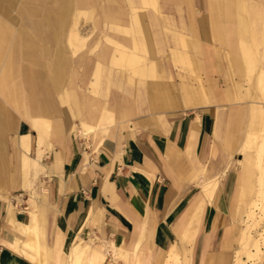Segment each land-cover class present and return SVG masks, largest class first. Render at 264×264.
Returning a JSON list of instances; mask_svg holds the SVG:
<instances>
[{
  "label": "crops",
  "instance_id": "obj_1",
  "mask_svg": "<svg viewBox=\"0 0 264 264\" xmlns=\"http://www.w3.org/2000/svg\"><path fill=\"white\" fill-rule=\"evenodd\" d=\"M61 1L69 28L84 12L96 29L75 57L67 43L82 40V31L72 40L62 36L70 66L57 46L63 11L54 22L43 16ZM221 8L235 13L236 36L250 46L237 63L246 54L254 60L252 51L264 57L262 0H235L232 8L226 0H0V74L12 60L10 83L0 86V264H158L172 247L179 259L183 252L180 264H230L236 194L229 200L226 193L235 182L227 152L247 110L196 103L186 96L198 89L180 73L190 60L188 76L212 82L227 45L222 20L219 35L212 33ZM6 26L23 29L26 38L42 26L41 51L27 39L23 56ZM47 53L55 64L49 71L39 57ZM198 60L213 67L199 70ZM18 64L25 65L22 86ZM36 119L47 122L42 132ZM24 153L33 158L27 171ZM36 179L43 193L33 207L25 189ZM210 184L212 197L203 189ZM229 236L231 248L224 249Z\"/></svg>",
  "mask_w": 264,
  "mask_h": 264
},
{
  "label": "rangeland",
  "instance_id": "obj_2",
  "mask_svg": "<svg viewBox=\"0 0 264 264\" xmlns=\"http://www.w3.org/2000/svg\"><path fill=\"white\" fill-rule=\"evenodd\" d=\"M262 1H264V0H262ZM234 4H235V0L233 1L232 6H234ZM80 5H81V2L75 1L76 7H78ZM58 6L60 7V9L50 10V11H48V15H43V14L42 15L47 16L48 19L51 18L50 20H53V22H54L58 16H61L59 14H61V11H63L65 26L62 29V32L60 34L61 35L60 41L57 43V46L60 49L59 57L62 56L65 66L66 65L70 66L69 60L65 56V52L62 49V45H61L62 36H64V34H65L66 35L65 37L72 40L74 38H77L76 29L79 28V30L82 31V33L80 35L82 40H80L79 42L73 41L72 43H67V47H68L69 52H71V50H73L74 54L72 56L75 57L77 54H80L81 52L85 51L86 45L91 40L92 36H94L96 29L94 31H93V29H91V27H90L91 15L89 13H84V12H80L78 14V16L76 17V25H75L76 29L74 27L69 28V26H68L69 22L67 20V10L65 7V3L63 1H61V2H59ZM220 10L223 11V13H219V14L216 13L217 15L212 18V22H213L212 23V33L216 34V35L218 34V32H219L218 28L220 27L219 24L222 20L224 22V24H223L224 33L222 34L223 35L222 39H223V42H225L227 45L226 46L224 45V50H223L224 58L219 59L217 61L218 62L217 63L218 64V66H217L218 71H220L221 74H219L217 71L215 73V75H212V82H210L211 86L209 88L211 89V91L213 92V94L215 96L214 99L212 98L214 102L213 103L211 102L209 104V102L205 101L206 103H204V101H203L204 104H202V105H207V106L208 105H217L218 102L224 101L223 103L228 108V111H231V112L236 111V113H237V111L240 112L242 110H248L249 105L253 104L252 100L258 101V102H259V100H260V102L264 101V98H263L261 92L259 91L260 86L258 85V83H256L257 82L256 79L258 77V66H259L258 60H260L259 58H261L262 53H261L260 57H257L256 56L257 53L255 51H252L251 56L254 59L252 66H247V68L242 70L241 67L237 65L238 55L242 54L243 50L249 49L250 46L247 43L242 42L241 38H238L236 36L235 13L229 12L230 9L226 10L224 8H221ZM12 14L18 19L21 18L16 11H13ZM38 20H40V17L37 18V20L35 22H37ZM48 21L49 20H47V23L50 24L51 21L50 22H48ZM6 27L9 30V36L7 39H9V40L13 39L14 42L15 41L18 42L19 47L21 46V51H22L23 56L26 57V54L24 51V47L22 45H23V42L26 41L27 39L34 47L37 48V50L40 49V51H41V35L44 32V28L42 26L36 27L34 29L31 27V31L33 33L32 34L33 36L31 38L25 37V34L23 33V31H24L23 29H19L18 32H16L13 29H11L10 27H8V26H6ZM221 27H222V24H221ZM235 49H237L236 52H235ZM39 57L42 59V60L40 59V61L44 62V66L47 65L46 68L48 69V71H49L48 67H50V69L55 67L54 66L55 64L52 63V57L50 56V54H48V53L43 54ZM41 62L36 63V64L43 65ZM191 62L192 61H190V60H185L181 64L180 73L182 74V79L187 80L188 82L190 81V83H192V84H195L194 86H189V87L193 90H195V89L197 90V88L199 89L202 84H204V85H207V84L202 79L201 75L198 73L195 74L193 77L188 76V73H192V63ZM11 63H12V60H8L7 64L2 68V71H1L2 73L0 74V86H2V88H4L7 84L10 83L9 78L6 77L5 74H6L7 69L10 67ZM17 66L19 68L18 82H19V86H22L23 83H22L21 69L25 65H19L18 64ZM212 67H213V64L211 61H202V60L199 61L198 60L195 62V68H197L199 70H202V69L206 70V69H209ZM176 70L178 72L177 67H176ZM244 77L248 78V82L242 79ZM97 78L100 79V76L97 75ZM175 78L177 80H179V79L181 80L180 76L175 77ZM62 82L65 83L64 80H61V83ZM215 83L220 84L221 87H223V88H221L223 90L219 91V88H218L217 84H215ZM60 84H59V87H60ZM247 88H249V89L247 90ZM78 89L80 91L81 90L84 91V87L83 88L78 87ZM23 90L24 89L21 88L20 93H19L20 101H22V102H24L26 100L25 92ZM57 91H60V90L58 89ZM244 92H246V93H244ZM243 95L245 97H243ZM239 129H240V121H238L236 123V129H235L234 134H233V138H234V141L232 143L233 149H230L227 152L228 158L230 160L228 162V166H229V170H230V179L232 181L235 180V182L234 183H228L226 193H227V197L229 200H230L232 190H233V199L235 198V194H236V204H235L236 234H235L234 252L239 249V246L237 244V238L239 237V233L243 230V228L245 229V225H246V223H245L246 217L244 214L245 206L242 207L241 212H238L239 207H240V202H238V201H239V193L241 191V184H243V180H245L248 184H257V176H258V170H259L257 165L264 168V165H263V163H264V150L262 151L260 156L256 155V152H255V149H256L255 143L257 142V137H260L264 133V131H263L264 125H261L260 129L256 128L255 129L256 132L254 129L251 131V132H253L252 134L256 135V138H255V135L253 136V140L255 139L256 142H255V140L254 141L252 140V143L249 142L248 144L244 145V146H246V148L243 147L244 149L240 148V146H241V142L243 140L244 134H245V128L244 129L241 128L240 131H239ZM91 133H92L91 131H87V133L85 135L89 136ZM27 157L29 158V162L31 163L30 166L33 167V162H32L33 158H30L29 156H27ZM247 162H248V164H247ZM246 167L248 170H245ZM237 173L240 176V184H236L237 185V189H236V186L234 187V185L236 183ZM40 181L42 182V179H40V180L36 179L30 185V187L28 189H25V191H27L29 196H30V203L33 207H34L35 201L40 199L42 196V193H43V187H41V186L38 187ZM24 186L26 187V184ZM213 186H214V189H212V191L214 193V191L216 190V187H215L216 184H210L209 185V187H213ZM237 213H239V214H237ZM263 225L264 224L262 222V224L259 227H257L256 231H254V230L252 231V234L255 238H259V233L262 234L261 229H263ZM228 226H230V224ZM231 239H232L231 236H229L227 239V241H229V244H231L230 242H232ZM227 241L224 242V245H227ZM263 241H264V235H263ZM229 248H231V246L228 247V249ZM263 253H264V247H262V253L261 254H259L257 256L255 255L251 259H246L243 256V261L245 262V264H264V254ZM182 255H183V252L182 253L179 252V256L181 258H182ZM158 259H159L158 264H180V262H179L180 259L178 257L177 252L175 251V249H173L168 254L166 252L159 254ZM231 259H232V257L230 256V259H229L230 264L233 263V260H231ZM182 263H183V261H182ZM152 264H157V262L152 263ZM187 264H190L189 258H188Z\"/></svg>",
  "mask_w": 264,
  "mask_h": 264
},
{
  "label": "bare ground",
  "instance_id": "obj_3",
  "mask_svg": "<svg viewBox=\"0 0 264 264\" xmlns=\"http://www.w3.org/2000/svg\"><path fill=\"white\" fill-rule=\"evenodd\" d=\"M233 1L234 0H226L227 8H232ZM259 59L260 60H258V64H259V66H258V77L256 79V81H257L256 83H258V85L260 86L259 91L261 92V94L264 98V57H261ZM253 62L254 61L250 58V56L248 54H246L243 56L242 60L239 63H237V65L240 66L241 69L243 70V69L247 68V66H252ZM242 79L248 82V78L244 77ZM210 86H211L210 82L207 83V86L201 85L199 89L197 88L198 89L197 91L190 92L189 94H187L186 97L191 99V100L193 98V100H195L196 103H200V104H204L206 102H209V104L211 102L213 103L214 102L213 99L215 96H214L213 92L211 91V89L209 88ZM187 89H189V88H187ZM248 89L249 88H247V90ZM244 93H246V92H244ZM244 95H243V97H245ZM203 101H204V103H203ZM192 102H190V104H192ZM252 103L253 104L249 105V109L247 110L245 134H244L243 140L241 142L240 148H243V147L246 148V146H244V145L248 144L249 142L252 143L253 136L255 135V134H252L253 132H251L253 129L254 130L256 128L260 129L261 125H264V101L260 102V100H259V102H258V101L252 100ZM46 123H47L46 121H43L41 119H36L33 121V126L38 131L42 132L43 129L45 128ZM255 132H256V130H255ZM255 138H256V135H255ZM255 142H256V140H255ZM20 144H21L23 151L27 152L28 151V145L26 142V137L23 135L20 138ZM255 144H256L255 145L256 155L260 156V154L264 150V133L260 137H257V142ZM248 162H247V164H248ZM30 164L31 163L29 162L28 157L24 153V155L21 158V165H22L23 171H27V169L30 168ZM263 165H264V163H263ZM247 167L245 168V170H248ZM257 167L259 169L258 170V176H257V184H248L245 180H243V184H241V191L239 193V201H238V202H240V207H239L238 212H241L242 207L245 206L244 214L246 217V222H245L246 225H245V229L243 228V230L239 233V237L237 238V244L239 246V249L234 252L232 264H245V262L243 261V256L246 259H251L255 255L257 256V255L261 254L262 253V247H264V241H263L264 225H263V229H261L262 234L258 232L259 238H255L252 234V231L253 230L256 231L257 227H259L262 224V222L264 224V168L260 167L258 165H257ZM211 183H213V182H211ZM24 185H25V183H23V185H22L23 188L25 187ZM205 188H203L205 193L207 195H209V197L210 196L212 197V195H213L212 189H214V186L213 187L207 186ZM237 214H239V213H237ZM35 235H36L35 237H37V234H35ZM231 240H233V239H231ZM230 243H232V242H230ZM228 244H229V241H227V245H223V248L228 249V247L231 246V244H229V245ZM173 249H175V247H172L170 249V251L169 250L168 251L171 252Z\"/></svg>",
  "mask_w": 264,
  "mask_h": 264
},
{
  "label": "built area",
  "instance_id": "obj_4",
  "mask_svg": "<svg viewBox=\"0 0 264 264\" xmlns=\"http://www.w3.org/2000/svg\"><path fill=\"white\" fill-rule=\"evenodd\" d=\"M15 197H18V200H20L22 197H23V193H19V194H17ZM14 202H15V204L17 205V203H16V200H14ZM18 206H20L22 209H26L27 208V206L26 205H21V204H19Z\"/></svg>",
  "mask_w": 264,
  "mask_h": 264
}]
</instances>
